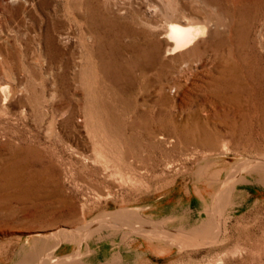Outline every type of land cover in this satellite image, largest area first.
Returning a JSON list of instances; mask_svg holds the SVG:
<instances>
[{
	"label": "rangeland",
	"instance_id": "obj_1",
	"mask_svg": "<svg viewBox=\"0 0 264 264\" xmlns=\"http://www.w3.org/2000/svg\"><path fill=\"white\" fill-rule=\"evenodd\" d=\"M177 21L206 31L174 48ZM245 161L264 164V0H0V264H47L52 240L25 251L59 229L67 264H264ZM122 209L156 234L87 233Z\"/></svg>",
	"mask_w": 264,
	"mask_h": 264
},
{
	"label": "bare ground",
	"instance_id": "obj_2",
	"mask_svg": "<svg viewBox=\"0 0 264 264\" xmlns=\"http://www.w3.org/2000/svg\"><path fill=\"white\" fill-rule=\"evenodd\" d=\"M18 20H16L17 22ZM19 24V23H18ZM206 31L204 26H195L193 24H183L180 21L177 22H169L168 26H167V36L168 39L173 43L174 48H180L182 46H185L187 44H189L191 42V40L197 35V34H202ZM6 85V84H5ZM3 88V87H2ZM8 87H6L7 89ZM3 91L5 90V88L2 89ZM7 91V90H5ZM243 161V160H242ZM238 166V165H237ZM245 169V171H256V172H261L264 171V164L263 163H258L257 161L253 164H250V162H246L243 165ZM245 174V173H244ZM229 175V174H228ZM238 173H233L230 176V180H228L226 182V186L229 184V182L231 181V179L237 178L238 177ZM264 174H262V180H264ZM243 176V175H242ZM241 177V176H240ZM233 181V180H232ZM248 182V181H247ZM221 184V183H220ZM245 184V183H244ZM264 184V183H263ZM232 185V184H231ZM263 186V185H262ZM225 187V186H224ZM229 187V186H228ZM224 189V188H223ZM231 189V188H230ZM216 190V188H215ZM231 194V193H230ZM216 197V196H215ZM219 199V198H218ZM237 205V204H236ZM217 207V206H216ZM220 207V206H219ZM221 208V207H220ZM135 210H137V208L135 207ZM225 213V212H224ZM219 214V213H218ZM220 217V216H219ZM113 218L114 220H117L118 222L124 223V224H135L134 228H132V231H134V233L137 231H142L145 233H149V232H153V234H156L157 231L154 230H145L142 227H140V225L138 224L140 221H138V218L136 216H134V214H132L130 211H125V210H118L117 212H113L111 217H106L105 219L101 220L102 223L98 224V225H92V226H87L89 228L86 229L87 233H91L93 232V230L97 229L99 226H103L104 224H106V226L110 227H114L115 225L112 224L113 221H110L109 219ZM221 218V217H220ZM219 218V219H220ZM112 219V220H113ZM93 220V219H92ZM197 220V219H196ZM105 222V223H104ZM94 223V222H93ZM115 223V222H114ZM197 224V223H196ZM121 226V225H120ZM126 226V225H125ZM216 227V226H215ZM104 228V227H103ZM106 228V227H105ZM131 228V227H130ZM181 228V227H180ZM100 229V227H99ZM179 229V228H178ZM103 230V229H102ZM182 230V229H181ZM200 230V231H199ZM199 230H192V232L188 233V237L191 238V240L193 238H195V235H198V233H201L202 235H204L205 237H209L212 238L211 236L208 235H217L218 232L217 230L215 232H211L213 231V228H208V227H203L200 228ZM94 234V233H93ZM170 234V233H169ZM179 234V233H178ZM181 234V233H180ZM185 234V233H184ZM83 235V234H82ZM109 235V233H108ZM144 235V234H142ZM147 236V235H146ZM219 236V235H218ZM75 237V236H74ZM81 236L79 239L82 240ZM175 237V236H174ZM199 237V236H198ZM204 237V238H205ZM146 238V237H145ZM167 238V237H166ZM28 239V238H27ZM45 239H50L53 241V244H51L48 248L49 251L47 253H43L41 260L42 262H47V264H67V262H70L72 259L76 260L77 257L80 256V253L78 251H75L72 254H67L64 257H60L58 259H54V255L52 254V250L53 248L57 247L58 245H60L62 242H67L68 240L72 241L73 237L72 235H68L66 234V231L63 229H59L57 231H52L49 232L47 234H35L29 241L31 242V248L27 251H25L24 257L27 259H34L36 258L39 253L46 248V243H45ZM75 239V238H74ZM44 240V241H43ZM120 240V239H119ZM184 240V239H183ZM68 241V242H69ZM76 241V240H74ZM79 241V240H78ZM158 241V240H157ZM180 241V240H179ZM217 241V240H216ZM67 242V243H68ZM77 242V241H76ZM173 242V241H172ZM74 243V242H73ZM153 243V242H152ZM177 244V243H176ZM197 244V243H196ZM203 244V243H202ZM219 244V243H218ZM49 245V244H48ZM152 245V244H151ZM213 245V244H212ZM153 246V245H152ZM178 246V245H177ZM186 246V245H185ZM192 246V245H191ZM27 247V246H26ZM204 247V246H203ZM189 248V247H188ZM192 248V247H191ZM87 251V250H86ZM45 252V251H44ZM85 252V251H84ZM91 252V251H90ZM21 254V253H20ZM87 256V255H85ZM20 257V256H19ZM52 257V259H51ZM83 257V256H82ZM80 259V258H79ZM25 260V259H24ZM33 261V260H32ZM80 261V260H78ZM22 262V261H21ZM36 262V261H35ZM76 262V261H74ZM72 263V262H71ZM70 263V264H71ZM80 263V262H79ZM30 264V263H29ZM40 264V263H39Z\"/></svg>",
	"mask_w": 264,
	"mask_h": 264
}]
</instances>
